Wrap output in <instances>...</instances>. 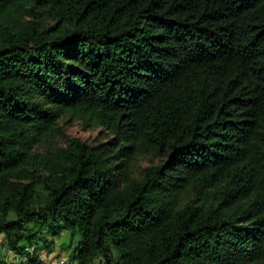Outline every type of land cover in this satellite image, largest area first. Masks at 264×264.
<instances>
[{"label":"trees","instance_id":"trees-1","mask_svg":"<svg viewBox=\"0 0 264 264\" xmlns=\"http://www.w3.org/2000/svg\"><path fill=\"white\" fill-rule=\"evenodd\" d=\"M63 230L74 264H264V0H0V243Z\"/></svg>","mask_w":264,"mask_h":264},{"label":"rangeland","instance_id":"rangeland-1","mask_svg":"<svg viewBox=\"0 0 264 264\" xmlns=\"http://www.w3.org/2000/svg\"><path fill=\"white\" fill-rule=\"evenodd\" d=\"M60 124L62 130L67 134L72 136H78L83 140L91 143H97L106 139V130L103 127L94 126L87 124L84 121L69 118L67 115H64L60 119ZM61 134L57 131L52 136L54 142L61 143ZM47 145L46 141H40L35 148L43 151ZM156 159L143 154H137L130 158L128 162V169L134 176H139L143 166L155 162ZM2 235L0 234V240ZM77 236H74L72 239V244H69L71 240L70 232L67 230L61 231L57 235L47 234L48 240H53V248L49 250L46 246L39 247L37 249L38 256L48 264H74V261L70 259V251L73 247V244L76 242ZM34 248L29 246V251H32ZM0 255L6 260L14 264H29L25 255H18L13 252V250L6 248L0 243ZM91 264H99L98 260H95Z\"/></svg>","mask_w":264,"mask_h":264}]
</instances>
